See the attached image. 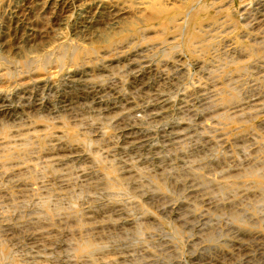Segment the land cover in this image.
<instances>
[{
  "label": "rangeland",
  "instance_id": "rangeland-1",
  "mask_svg": "<svg viewBox=\"0 0 264 264\" xmlns=\"http://www.w3.org/2000/svg\"><path fill=\"white\" fill-rule=\"evenodd\" d=\"M0 264H264V0H0Z\"/></svg>",
  "mask_w": 264,
  "mask_h": 264
}]
</instances>
